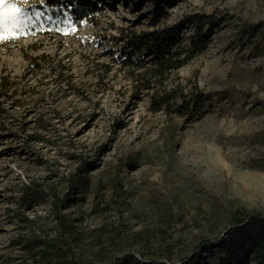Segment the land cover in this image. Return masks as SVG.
<instances>
[{
  "label": "rangeland",
  "instance_id": "obj_1",
  "mask_svg": "<svg viewBox=\"0 0 264 264\" xmlns=\"http://www.w3.org/2000/svg\"><path fill=\"white\" fill-rule=\"evenodd\" d=\"M9 2L46 23L0 41V264H217L232 212L264 213V0ZM196 90L229 97L190 116Z\"/></svg>",
  "mask_w": 264,
  "mask_h": 264
},
{
  "label": "trees",
  "instance_id": "obj_2",
  "mask_svg": "<svg viewBox=\"0 0 264 264\" xmlns=\"http://www.w3.org/2000/svg\"><path fill=\"white\" fill-rule=\"evenodd\" d=\"M34 11H27V16L30 18L29 26L38 28L41 31L46 23V19L36 15ZM52 17H56L52 14ZM211 17L204 14H196L193 16V23L199 26V32L190 36L189 54L185 59H189L191 55L202 53L208 46L210 38L202 32V27L209 22ZM257 29H264V22H259L254 25ZM174 36L173 32L155 31L145 35L144 43L149 50L155 55L156 63L161 71L177 69L182 66L185 59L176 58L169 47H164L163 43H167ZM228 92H220L216 94L205 93L196 90L189 98L184 99V104L181 105L184 113L190 116L203 117L206 112L212 111L215 107V100L228 99ZM73 181H78L77 179ZM36 190L29 198L30 201H36L39 196ZM63 223L62 221L60 222ZM64 224V223H63ZM222 256L217 264H264V213L260 211L244 212L237 209L232 212L230 227L226 230L223 241L220 245ZM71 248L61 250V257H71ZM199 260V255L191 258V263L195 264ZM68 264H80L75 262L71 257ZM105 264H130L129 260H119L116 263ZM135 264H145L136 260Z\"/></svg>",
  "mask_w": 264,
  "mask_h": 264
},
{
  "label": "snow or ice",
  "instance_id": "obj_3",
  "mask_svg": "<svg viewBox=\"0 0 264 264\" xmlns=\"http://www.w3.org/2000/svg\"><path fill=\"white\" fill-rule=\"evenodd\" d=\"M29 19L17 3L0 0V41L16 40L26 34L23 29Z\"/></svg>",
  "mask_w": 264,
  "mask_h": 264
},
{
  "label": "bare ground",
  "instance_id": "obj_4",
  "mask_svg": "<svg viewBox=\"0 0 264 264\" xmlns=\"http://www.w3.org/2000/svg\"><path fill=\"white\" fill-rule=\"evenodd\" d=\"M236 173L238 174L236 178L242 177V174L240 173V171H236Z\"/></svg>",
  "mask_w": 264,
  "mask_h": 264
}]
</instances>
